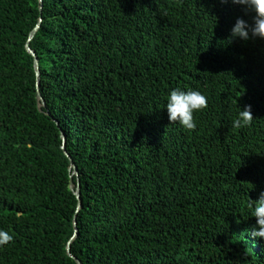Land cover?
I'll list each match as a JSON object with an SVG mask.
<instances>
[{
	"label": "trees",
	"instance_id": "16d2710c",
	"mask_svg": "<svg viewBox=\"0 0 264 264\" xmlns=\"http://www.w3.org/2000/svg\"><path fill=\"white\" fill-rule=\"evenodd\" d=\"M223 0H0V264H264V39ZM40 69L38 107L34 57ZM175 88L207 107L185 130ZM250 105V126L232 127ZM59 122V123H58ZM77 183V176L73 177Z\"/></svg>",
	"mask_w": 264,
	"mask_h": 264
},
{
	"label": "clouds",
	"instance_id": "9594fccd",
	"mask_svg": "<svg viewBox=\"0 0 264 264\" xmlns=\"http://www.w3.org/2000/svg\"><path fill=\"white\" fill-rule=\"evenodd\" d=\"M231 3L243 6L245 14L248 11L254 13L251 23L242 17L236 18L230 29L231 37L244 41L264 39V0H231ZM165 107L169 121L178 123L185 130H194L197 127L194 113L207 107V98L199 90L175 88L169 92ZM239 109L236 118L232 120V127L239 129L250 126L254 119L251 106ZM247 207L251 210V216L256 218V225L249 230V234L255 238H264V191L260 192L255 204L249 202Z\"/></svg>",
	"mask_w": 264,
	"mask_h": 264
},
{
	"label": "water",
	"instance_id": "95a60500",
	"mask_svg": "<svg viewBox=\"0 0 264 264\" xmlns=\"http://www.w3.org/2000/svg\"><path fill=\"white\" fill-rule=\"evenodd\" d=\"M40 1L42 2V0H40ZM41 21H42V18H40L38 24L30 32L28 41L26 43V49H27V51L30 54H32L33 57H34V67H35V72H36V76H37V81L36 82H37L38 107H39L40 110H42V107L46 105V101H45V99H44V97L42 95V92L40 90V84H41V69H40L39 58H38V55H37L36 51L31 47L30 42L35 37V35H36V33H37V31H38V29L40 27ZM61 137H62V140H63L62 148H63L65 154L69 157V159L71 161L70 162V170H71L70 188L73 190V192L75 193V195L77 196V199H78L77 212H76V214L74 216V228H75V230H74L73 236L68 241V244H67V252H68V254L71 257H73L76 260L77 264H84L81 261L80 258H78L76 255H74L72 253V250H71V244L75 240V238L77 237V235L79 233L78 224H77V214H78V211L82 207L81 180H80V177H79L78 167L75 164L74 160L72 159L70 153L67 150V147H66L67 136H66V133L64 131H61ZM74 175L77 176V183L74 182V179H73Z\"/></svg>",
	"mask_w": 264,
	"mask_h": 264
}]
</instances>
